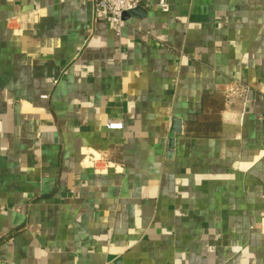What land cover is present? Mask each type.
<instances>
[{
	"label": "crops",
	"instance_id": "1",
	"mask_svg": "<svg viewBox=\"0 0 264 264\" xmlns=\"http://www.w3.org/2000/svg\"><path fill=\"white\" fill-rule=\"evenodd\" d=\"M166 1L0 0V264H264V0Z\"/></svg>",
	"mask_w": 264,
	"mask_h": 264
},
{
	"label": "built area",
	"instance_id": "2",
	"mask_svg": "<svg viewBox=\"0 0 264 264\" xmlns=\"http://www.w3.org/2000/svg\"><path fill=\"white\" fill-rule=\"evenodd\" d=\"M93 5V15L96 20H102L108 23L116 34L125 25L123 14L130 12L143 3L142 0H91ZM145 7L147 5H144ZM156 6L162 11L169 10V4L166 0H158ZM35 14L18 13L6 19V25L10 26L15 32H21L31 28L35 21ZM249 90L247 85L238 82L228 84L225 89L226 103H233L236 99H243L245 93ZM108 129H122L123 124L120 120H109L107 122ZM81 164L84 167L92 168L96 173H105L108 169H120V163H114L108 159L107 154L96 151L91 148L82 150Z\"/></svg>",
	"mask_w": 264,
	"mask_h": 264
},
{
	"label": "water",
	"instance_id": "3",
	"mask_svg": "<svg viewBox=\"0 0 264 264\" xmlns=\"http://www.w3.org/2000/svg\"><path fill=\"white\" fill-rule=\"evenodd\" d=\"M132 11L124 13L123 18L125 19L130 13H132ZM180 127H181L180 120L177 118H172L171 128H170V133H169V138H170L169 139V145H170V147H172V141H173L174 134L180 132Z\"/></svg>",
	"mask_w": 264,
	"mask_h": 264
}]
</instances>
